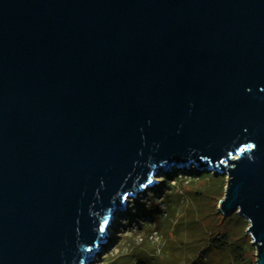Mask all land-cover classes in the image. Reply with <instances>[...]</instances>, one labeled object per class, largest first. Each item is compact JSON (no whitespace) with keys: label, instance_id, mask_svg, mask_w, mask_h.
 <instances>
[{"label":"water","instance_id":"1","mask_svg":"<svg viewBox=\"0 0 264 264\" xmlns=\"http://www.w3.org/2000/svg\"><path fill=\"white\" fill-rule=\"evenodd\" d=\"M173 167L264 264V0H0V264H92Z\"/></svg>","mask_w":264,"mask_h":264},{"label":"rangeland","instance_id":"2","mask_svg":"<svg viewBox=\"0 0 264 264\" xmlns=\"http://www.w3.org/2000/svg\"><path fill=\"white\" fill-rule=\"evenodd\" d=\"M154 179L149 189L127 201L123 212L113 215L105 242L92 264H234L227 250L206 249V241L198 243L199 231L193 226L196 215H207L211 220L205 223L213 220V224H221L213 214L218 212L226 175L173 167ZM228 217L233 216L224 218ZM234 217L237 221L229 227L236 233L230 235H243L244 257L248 264H255V248L245 234L248 223ZM212 243L220 245L216 240ZM192 244H198L199 249Z\"/></svg>","mask_w":264,"mask_h":264},{"label":"trees","instance_id":"3","mask_svg":"<svg viewBox=\"0 0 264 264\" xmlns=\"http://www.w3.org/2000/svg\"><path fill=\"white\" fill-rule=\"evenodd\" d=\"M215 216L219 218V222L221 224L215 225L213 224V220L211 222L205 223L209 219L207 215H203V216L196 215V220L194 222L195 224H193V226L196 227L195 229H197V231H199V234H198L199 238L197 239L198 240L197 242L199 243L200 241H206L204 245L206 249L212 247L217 251H220L222 249L227 250L234 264H248L246 258L244 257V255L246 254V250L245 248L243 249L242 247V242L244 241L243 235L233 237L232 235H235L236 230L233 229L231 226L229 227V224L232 221H237V217H234L236 215L233 214L232 215L233 217L224 218L221 214H219L218 212H215L213 214V218ZM210 220L211 219H209V221ZM215 240L219 241L220 245L218 246L214 245L212 241H215ZM192 247L199 249L198 244L197 245L192 244ZM125 264H127V261Z\"/></svg>","mask_w":264,"mask_h":264},{"label":"snow or ice","instance_id":"4","mask_svg":"<svg viewBox=\"0 0 264 264\" xmlns=\"http://www.w3.org/2000/svg\"><path fill=\"white\" fill-rule=\"evenodd\" d=\"M101 231H103V229H101Z\"/></svg>","mask_w":264,"mask_h":264}]
</instances>
